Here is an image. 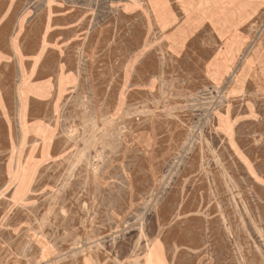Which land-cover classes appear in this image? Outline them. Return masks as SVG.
I'll list each match as a JSON object with an SVG mask.
<instances>
[{
  "label": "rangeland",
  "instance_id": "374dc122",
  "mask_svg": "<svg viewBox=\"0 0 264 264\" xmlns=\"http://www.w3.org/2000/svg\"><path fill=\"white\" fill-rule=\"evenodd\" d=\"M32 1L0 264H264V0Z\"/></svg>",
  "mask_w": 264,
  "mask_h": 264
},
{
  "label": "crops",
  "instance_id": "0c3cea01",
  "mask_svg": "<svg viewBox=\"0 0 264 264\" xmlns=\"http://www.w3.org/2000/svg\"><path fill=\"white\" fill-rule=\"evenodd\" d=\"M29 6V0H0V125L5 129L7 141L12 129L27 124L29 118L38 121L43 117V114L30 112L44 110L46 81L42 63L45 47L39 45L40 41L33 50L23 43L15 47L12 40L17 25L15 21L13 25L9 22L11 15L23 14Z\"/></svg>",
  "mask_w": 264,
  "mask_h": 264
},
{
  "label": "bare ground",
  "instance_id": "6f19581e",
  "mask_svg": "<svg viewBox=\"0 0 264 264\" xmlns=\"http://www.w3.org/2000/svg\"><path fill=\"white\" fill-rule=\"evenodd\" d=\"M256 31V30H255ZM239 110V109H238ZM222 113V112H221ZM244 113V112H243ZM162 151V150H161ZM164 151V150H163ZM70 179V178H69ZM207 206V205H206ZM242 241V240H241ZM190 243V242H189ZM170 251V250H169ZM24 252V251H23Z\"/></svg>",
  "mask_w": 264,
  "mask_h": 264
}]
</instances>
